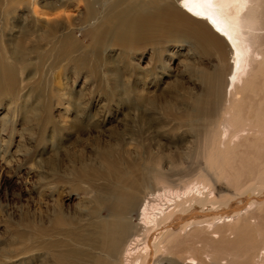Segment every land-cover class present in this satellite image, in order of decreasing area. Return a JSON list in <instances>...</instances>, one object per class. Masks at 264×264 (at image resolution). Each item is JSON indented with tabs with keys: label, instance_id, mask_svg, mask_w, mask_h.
Segmentation results:
<instances>
[{
	"label": "rangeland",
	"instance_id": "rangeland-1",
	"mask_svg": "<svg viewBox=\"0 0 264 264\" xmlns=\"http://www.w3.org/2000/svg\"><path fill=\"white\" fill-rule=\"evenodd\" d=\"M46 2L36 0V7L53 16L35 17L22 6L17 13L11 9L6 25L0 23L5 33L0 35V57L6 62H13L10 50L24 44L28 33L31 41L27 45L36 48L24 55L28 67L17 62L16 96L10 91L0 96V264H56L46 249L27 250L22 234H28L27 223L51 229L58 202L68 218H82L85 224L89 212L97 207V189L108 184L103 178L91 180L92 173L105 169L100 158L103 152L120 159L122 169L127 174L132 172L135 179L145 178L139 191L142 198L161 185L158 170L174 174L170 183L175 188L182 187L187 179L204 181L199 171L204 167L208 137L199 133L203 123L196 115V100L203 91L201 71H213L219 64L217 55H202L189 43L169 41L164 44L167 50L160 60L152 61L153 49L149 47L126 62L122 50L107 39L98 58L88 57L89 66L97 68H73L69 58L60 56V48L57 53L54 46L68 27L76 41L87 45L85 8L82 3L69 0L67 6L51 9ZM23 16L30 19V26L23 22ZM34 19L55 26L58 39L54 46L48 41H37L47 28L39 30ZM82 53L80 49L72 56L78 59ZM42 54H46L45 66L40 61ZM127 81L136 85L130 96L134 102L131 108L123 102ZM135 95L153 102L144 99L137 104ZM240 99L238 105L242 103ZM28 109L33 114L26 113ZM252 130L255 129L251 133L257 142H249L236 161L222 165L234 185L217 195V206L240 204L264 187V134ZM260 141L263 145H256ZM217 161L222 163L223 159ZM204 177L208 178L205 174ZM55 187L57 190L52 191ZM142 203L132 214L134 224L141 217ZM101 215L110 217L106 206ZM256 218L258 223L249 227L241 218L235 230L240 233L247 228L248 236L233 238L225 245L218 237L210 240L207 229L195 230L194 236L183 232L166 235L168 245L159 243L153 264H170L174 252L185 248L196 256L199 253L203 264L227 260L242 264L249 256V245L256 246L257 251L264 247V204ZM63 238L36 237L34 244ZM185 257L186 261L191 260L189 253Z\"/></svg>",
	"mask_w": 264,
	"mask_h": 264
},
{
	"label": "bare ground",
	"instance_id": "bare-ground-1",
	"mask_svg": "<svg viewBox=\"0 0 264 264\" xmlns=\"http://www.w3.org/2000/svg\"><path fill=\"white\" fill-rule=\"evenodd\" d=\"M46 1V7L57 9L58 6H67L69 0H59V4L58 0ZM72 1L82 3L85 8L83 17L87 26L84 32L89 50L84 42L74 39L69 27L61 35L59 44L57 42L54 46V40L58 39L55 26L39 19L34 21L38 22L39 30L47 28L37 36V41H48L57 53L60 48V56L69 58L73 68H97L89 66L88 57L98 58L107 39L122 50L126 62L132 55L149 47L153 49L152 61L160 60L167 50L164 44L169 41L189 43L202 55H217L218 66L213 71H201L203 91L196 100V115L203 123L199 133L208 137V145H204V167L201 165L203 168L199 171L204 181L187 179L182 187L175 188L170 183L174 174L158 170L161 185L155 186L142 198L139 191L145 184V178L135 179L132 172L127 174L122 169L120 159L110 152H103L100 158L105 169L92 173L91 180L103 178L108 184L97 189V207L89 212V219L83 224L82 218H68L58 202V205L54 204L58 207L51 229L35 228L27 223L28 234H22L26 249L30 252L46 249L52 253L56 264H153L159 243L168 241L166 235L176 236L183 232L194 236L195 230L207 229L210 240L215 241L218 237L224 245L233 238L248 236L247 228L240 233L235 228L241 218L244 226L258 223L256 215L264 204V187L257 190L251 199L229 208L217 206L216 202L219 193L234 185L222 165L236 161L249 142H257L251 129L264 134V0ZM36 5V0H0V23L6 25L11 9L16 12L22 6L35 17L54 15L40 11ZM23 18V22L30 26V19ZM4 34L1 28L0 35ZM28 34L24 44H17L10 50V57L14 58L12 63L0 57V96L7 91L16 96L18 92L19 83L14 79L17 62L23 68L28 67L29 62L24 55L28 51H36L35 47L30 49L27 45L28 40L31 41ZM80 49L84 52L81 58H74L73 53ZM40 61L43 65L46 63V54L40 56ZM135 87L127 81L122 91L125 96L123 102L130 108L134 103L130 96ZM136 97L137 104L144 99L148 103L153 102L140 95ZM256 97L260 100H254ZM238 99L242 102L239 105ZM29 112L30 109L26 110ZM261 142L256 145L262 146ZM222 159V163L217 161ZM140 201L143 202L141 217L138 224H134L132 214ZM208 204L212 205L211 208ZM104 206L110 217H102ZM47 235L65 239L34 244L36 237ZM68 245L73 248L66 249ZM56 247L65 249L56 250ZM191 252L186 248L175 251L170 264H203L202 256ZM247 252L249 256L242 264H264V247L257 251L256 246L249 245ZM186 253L191 255L190 261H186ZM220 264L235 262L227 260Z\"/></svg>",
	"mask_w": 264,
	"mask_h": 264
}]
</instances>
